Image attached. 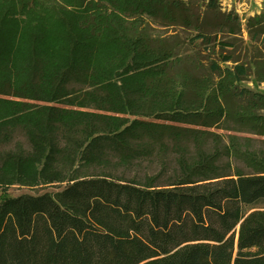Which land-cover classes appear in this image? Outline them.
<instances>
[{"label": "trees", "instance_id": "16d2710c", "mask_svg": "<svg viewBox=\"0 0 264 264\" xmlns=\"http://www.w3.org/2000/svg\"><path fill=\"white\" fill-rule=\"evenodd\" d=\"M245 31L218 0H0V146L29 144L0 185H65L1 199L0 264H264Z\"/></svg>", "mask_w": 264, "mask_h": 264}, {"label": "rangeland", "instance_id": "374dc122", "mask_svg": "<svg viewBox=\"0 0 264 264\" xmlns=\"http://www.w3.org/2000/svg\"><path fill=\"white\" fill-rule=\"evenodd\" d=\"M219 5L221 6L222 11L224 12H231L236 14L242 23L243 27V36L244 40H248L245 27L247 20L251 17H254L256 15H260L264 13V0H218ZM166 32V31H161ZM245 86H248L254 91L257 92H264V84H254L252 80L245 82ZM264 115V111L262 112ZM216 132L221 133L222 131L216 130ZM242 137H248L253 140V146L256 149H264V143L263 140L264 138L258 137V136H250V135H241ZM17 143H21L24 148L29 149V144L26 141V138L23 135H17L14 140L11 142H8L6 144H3L0 146V152H8L11 151L15 148V145ZM10 174V173H9ZM65 185H52L48 187H25L22 186L20 183L13 182L11 185H0V201L2 198L8 197V198H13V197H18L21 195H41L43 193L49 192V193H54L58 192L61 189H63ZM263 207V206H259Z\"/></svg>", "mask_w": 264, "mask_h": 264}]
</instances>
